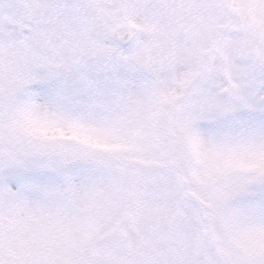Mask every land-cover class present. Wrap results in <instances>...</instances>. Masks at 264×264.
Masks as SVG:
<instances>
[{"label": "snow or ice", "instance_id": "6c2138e0", "mask_svg": "<svg viewBox=\"0 0 264 264\" xmlns=\"http://www.w3.org/2000/svg\"><path fill=\"white\" fill-rule=\"evenodd\" d=\"M0 264H264V0H0Z\"/></svg>", "mask_w": 264, "mask_h": 264}]
</instances>
